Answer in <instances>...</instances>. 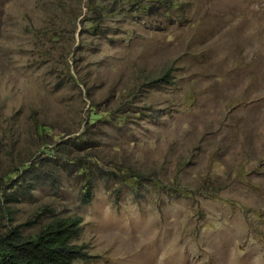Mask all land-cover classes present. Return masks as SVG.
<instances>
[{
    "label": "rangeland",
    "instance_id": "rangeland-1",
    "mask_svg": "<svg viewBox=\"0 0 264 264\" xmlns=\"http://www.w3.org/2000/svg\"><path fill=\"white\" fill-rule=\"evenodd\" d=\"M101 1L0 0V234L78 216L76 264H264V0ZM42 158L47 178L4 201Z\"/></svg>",
    "mask_w": 264,
    "mask_h": 264
},
{
    "label": "trees",
    "instance_id": "trees-1",
    "mask_svg": "<svg viewBox=\"0 0 264 264\" xmlns=\"http://www.w3.org/2000/svg\"><path fill=\"white\" fill-rule=\"evenodd\" d=\"M106 3H111L119 9H123L122 5L126 4L129 8L134 7L135 10L143 13H148L152 10L151 4H154L157 8L159 6L164 7L168 11L177 7L170 0L101 1L102 6L107 5ZM97 6L98 4L93 3L91 10L95 11V7ZM105 9L108 10L107 7ZM93 110L94 107L92 108ZM98 117L100 115L97 113L91 115L88 120L89 124H93ZM112 120L115 121L114 119ZM116 122L120 123L119 120ZM38 131L43 135L50 131V129L48 126L40 125ZM87 133V131L78 135L66 133L64 136L68 137L51 148L48 146L49 143H46L45 157L53 158L55 161L58 159H63V161L64 159H68L67 147L78 144L81 141L84 142V136ZM69 160L70 164L78 168V172L82 177V203L90 205L94 197L96 180L95 173L92 171L93 168H91V161L93 160L78 158L77 156ZM43 161L42 158L40 161H32L27 166H24L19 176L21 177L24 172H27L30 177L29 184L26 186L22 185V187L17 186L15 193L11 194L10 198L2 194V199L4 201H10L12 198L16 200L29 192L34 187V183H37L44 177L47 178V171L44 164H42ZM94 163L99 165L98 162ZM120 171L121 175L117 174L118 178L120 177L123 184L130 187L133 192H137L138 185L143 179L142 173L131 167L124 168V166H121ZM9 213H11L10 210ZM81 222V218L78 216H55L43 222L37 232L29 234L24 232L23 225H12L6 232L0 234V264H76L78 260L86 259L88 255L84 252V248L75 242L80 233Z\"/></svg>",
    "mask_w": 264,
    "mask_h": 264
}]
</instances>
